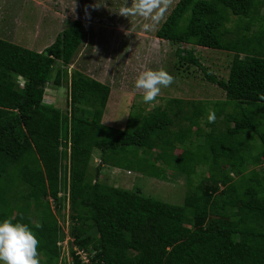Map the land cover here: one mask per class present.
<instances>
[{"label":"trees","instance_id":"obj_1","mask_svg":"<svg viewBox=\"0 0 264 264\" xmlns=\"http://www.w3.org/2000/svg\"><path fill=\"white\" fill-rule=\"evenodd\" d=\"M155 35L177 45V70L194 68L223 91L211 111L220 127L202 132L205 102L182 99L122 130L104 126L110 86L69 68L82 44L79 20L41 51L0 38V223L29 227L40 264H67L58 222L65 208L71 264H83L74 246L88 264H264V0H178ZM195 47L232 53L227 77L209 70ZM48 86L67 87L66 112L44 102ZM176 144L184 155L174 154ZM94 150L102 164L141 156L148 177L185 176L183 204L101 183L99 168L91 177Z\"/></svg>","mask_w":264,"mask_h":264},{"label":"rangeland","instance_id":"obj_2","mask_svg":"<svg viewBox=\"0 0 264 264\" xmlns=\"http://www.w3.org/2000/svg\"><path fill=\"white\" fill-rule=\"evenodd\" d=\"M177 1L173 0L159 24L152 30H145L143 25L151 23L150 20L140 16L125 18L117 14L126 3L131 5L132 0H0V38L12 40L30 50L41 51L54 41L67 21L79 20L82 23V44L69 68L78 69L110 86V96L101 121L104 126L122 130L128 120H138L139 114H147L155 106H164L166 101L182 99L205 102L206 115L200 113L199 129L207 132L213 124L208 122V114L213 110V103L225 101L223 91L204 80L194 68L189 74L182 73L181 68V71L177 70V45L155 35ZM19 26H26L21 33L25 36L16 33ZM13 32L16 40L12 35L11 38L7 36ZM181 47L187 48L186 45ZM195 51L209 70L221 78L227 77L232 53L201 47H195ZM161 68L174 77V83L167 88L162 87L156 99L146 104L142 99L143 92L134 87L135 80L143 71ZM47 89L44 102L66 112L67 87L48 86ZM230 108L231 105L226 111ZM215 115V127H220L222 116ZM195 130H191L192 139L197 133ZM183 151L181 144H176L174 154L179 157L184 155ZM156 153L152 152L153 159ZM128 158L131 162L121 167L107 163L102 165L101 153L94 150L90 159V175L95 177L96 169L99 168L98 181L101 183L128 190L135 187L145 196L172 205L183 204L187 189L185 176L165 170L164 179L151 178L140 171V168L150 166L143 157ZM203 175H206V168H198L193 176L197 179H193L191 184L195 185L199 181L198 176L200 178ZM11 215L14 216V213ZM60 215H64L65 221L63 223L62 217L58 216V222L66 231V224L70 221L68 208L62 209ZM66 261L71 264L69 258Z\"/></svg>","mask_w":264,"mask_h":264},{"label":"clouds","instance_id":"obj_3","mask_svg":"<svg viewBox=\"0 0 264 264\" xmlns=\"http://www.w3.org/2000/svg\"><path fill=\"white\" fill-rule=\"evenodd\" d=\"M173 0H132L119 9L120 16H140L151 21L143 25L145 30H152L164 18L165 12L172 6ZM87 14V8L85 9ZM174 83V77L164 69L141 72L134 87L143 92V102L151 103L160 94L161 88ZM264 101V94L259 96ZM208 122L214 123L215 112L208 114ZM39 241L26 224L13 223L5 219L0 223V264H40L38 259Z\"/></svg>","mask_w":264,"mask_h":264},{"label":"built area","instance_id":"obj_4","mask_svg":"<svg viewBox=\"0 0 264 264\" xmlns=\"http://www.w3.org/2000/svg\"><path fill=\"white\" fill-rule=\"evenodd\" d=\"M21 85H22V82H21ZM66 226H67V224H66ZM67 231H68V229H66V231L64 229L65 238H64V240L62 242L59 243V245L62 246V251H64V253L66 252L67 254H65V255H66L67 258H69L68 257V255H69V252H68L69 242H71L72 239L68 235ZM73 251L75 252V255L79 256V258L81 259V262L83 264H88L89 263V256H88V253L86 251H84L82 249H77V247H75V246L73 247ZM93 254H94V252H92L91 255H93Z\"/></svg>","mask_w":264,"mask_h":264},{"label":"crops","instance_id":"obj_5","mask_svg":"<svg viewBox=\"0 0 264 264\" xmlns=\"http://www.w3.org/2000/svg\"><path fill=\"white\" fill-rule=\"evenodd\" d=\"M25 27H26V26H19V27H17V29H18V30H15V31H16V33L20 32V34H21V33H22V31H23L22 29H23V28H25ZM27 33H28V32H26V35H27ZM14 34H15L14 32H13V33H11V34H10V33H8V34H7V36L11 38V35H12V36L15 38L14 40H16V36H14ZM21 35H22V36H25V35H23V34H21ZM0 36H1V35H0ZM7 41H9V42H12V43H15V44H16V42H14V41H12V40H7ZM39 51H40V50H39ZM102 165H103V164H102Z\"/></svg>","mask_w":264,"mask_h":264}]
</instances>
